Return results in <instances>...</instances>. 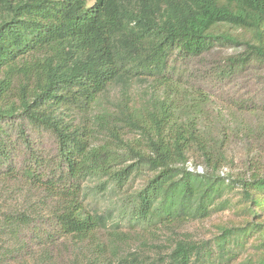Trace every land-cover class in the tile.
<instances>
[{
	"label": "trees",
	"instance_id": "obj_1",
	"mask_svg": "<svg viewBox=\"0 0 264 264\" xmlns=\"http://www.w3.org/2000/svg\"><path fill=\"white\" fill-rule=\"evenodd\" d=\"M210 52L222 75L264 64V0H0V177L20 170L51 200L42 245L67 238L84 264H227L241 239L264 264V174L219 173L226 113L182 81L176 60ZM32 131L52 139L53 156ZM12 134L26 151L19 169ZM190 157L205 170H190ZM234 182L239 225H216L213 242L180 231ZM33 221L8 212L0 228L16 237ZM159 230L170 244L152 258Z\"/></svg>",
	"mask_w": 264,
	"mask_h": 264
},
{
	"label": "rangeland",
	"instance_id": "obj_2",
	"mask_svg": "<svg viewBox=\"0 0 264 264\" xmlns=\"http://www.w3.org/2000/svg\"><path fill=\"white\" fill-rule=\"evenodd\" d=\"M93 2L94 0H87V5ZM227 51L230 52L231 49ZM219 58L221 57L218 54L210 52L199 57L176 60L181 68L182 81L207 91L213 100L212 106L219 107L226 113L218 120V128L226 136V158L219 173L235 178L243 173L248 176L251 170L256 169L264 174V64H248L229 75H222L219 69L224 65V60ZM212 114L214 116L215 112ZM251 119L256 121L255 125ZM232 120L237 123V129H233ZM260 127L263 129L258 130ZM29 137H32L38 152L45 157L53 156L55 144L46 133L32 131ZM11 140V149L15 155L10 161L15 159L16 168L19 169L26 160V151L15 134L11 135ZM196 160L190 157L188 168L203 172L204 164ZM1 163L4 164V160ZM19 171L17 170L18 174L14 178L0 177V219L8 212L26 211L31 213L34 221L30 225L22 226L16 237L0 228V264L86 263L87 253L79 251L67 238L54 239L48 245H42L45 242L42 235L50 226L52 202L44 199L41 191L23 182ZM240 190L239 182L226 186L210 206L206 218L187 222L180 231L192 239L213 242L214 234L217 233L216 225H239L241 221L237 212V201ZM91 198L88 197V202H91ZM104 198L98 199V205H105L107 200ZM168 234L167 231L159 230L152 237L149 251L153 252H148L152 258L157 256L154 251L158 248L154 245L162 248L169 246L171 236ZM228 249L229 253L224 254L223 261L220 260L222 263L258 264L257 253L250 242L237 239L235 244V240H232L228 243Z\"/></svg>",
	"mask_w": 264,
	"mask_h": 264
}]
</instances>
